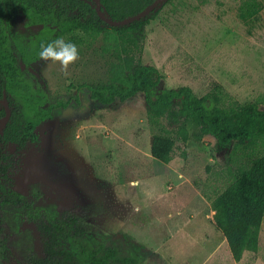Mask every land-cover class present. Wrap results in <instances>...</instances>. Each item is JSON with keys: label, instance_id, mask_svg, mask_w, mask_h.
Returning <instances> with one entry per match:
<instances>
[{"label": "rangeland", "instance_id": "374dc122", "mask_svg": "<svg viewBox=\"0 0 264 264\" xmlns=\"http://www.w3.org/2000/svg\"><path fill=\"white\" fill-rule=\"evenodd\" d=\"M166 1L141 30L123 33L45 34L24 13L16 15L11 33L45 83V106L68 102L40 129L39 151L7 146L13 188L25 196L40 191L41 204L60 219L76 217L88 235L140 264H264V219L258 251H246L239 262L211 221L213 200L260 153V141L218 152L213 139L195 137L189 121L192 138L178 141L165 164L150 153L142 93L111 105L90 99L89 86L110 82L126 64H144L157 68L160 89L189 86L203 98L218 84L225 104L264 110V0L250 23L239 18L242 0ZM60 36L79 51L67 76L38 56L42 42ZM43 221L22 218L18 233L9 232L11 255L2 264H27L30 243L43 253Z\"/></svg>", "mask_w": 264, "mask_h": 264}, {"label": "trees", "instance_id": "16d2710c", "mask_svg": "<svg viewBox=\"0 0 264 264\" xmlns=\"http://www.w3.org/2000/svg\"><path fill=\"white\" fill-rule=\"evenodd\" d=\"M154 0H100L102 13L121 21L135 15ZM204 0H201L203 2ZM167 1L147 16L131 23L112 27L96 12L97 0H0V100L6 96L11 108L9 120L0 124V262L11 255L13 242L9 232L18 233L22 218L44 217L39 229L44 237L43 253L30 243L27 264H140L136 258L120 257L118 248L105 247L88 235L76 217L60 215L41 204L40 191L22 195L13 188L9 169L11 155L6 149L14 144L17 151L41 148L40 129L52 122L56 112L67 105L47 103L45 83L30 72L26 55L13 39L11 27L19 13L31 23L41 25L45 34L56 31L85 30L99 34L108 30L138 31L156 18ZM239 18L250 23L262 10L259 0H242ZM26 68L22 69V64ZM161 76L156 67L124 65L110 82L89 86L90 99L102 105L123 103L142 93L147 104L146 119L151 130L150 153L161 163H169L176 143L186 144L192 135L187 123L198 128L201 142L214 140L218 152L260 141L262 149L243 167L235 180L212 202V224L225 238L235 262L246 251L257 252L264 219V110L251 103L245 106L225 104L227 94L220 85L203 98L191 87L160 89ZM77 100V99H76ZM6 115L0 102V119ZM9 233V235H8ZM24 236H28L24 233Z\"/></svg>", "mask_w": 264, "mask_h": 264}, {"label": "clouds", "instance_id": "9594fccd", "mask_svg": "<svg viewBox=\"0 0 264 264\" xmlns=\"http://www.w3.org/2000/svg\"><path fill=\"white\" fill-rule=\"evenodd\" d=\"M38 56L40 61L58 64L62 74L67 76L69 66L79 59V51L74 43L60 36L47 43L42 42Z\"/></svg>", "mask_w": 264, "mask_h": 264}, {"label": "water", "instance_id": "95a60500", "mask_svg": "<svg viewBox=\"0 0 264 264\" xmlns=\"http://www.w3.org/2000/svg\"><path fill=\"white\" fill-rule=\"evenodd\" d=\"M163 1H166V0H154L150 6H148L146 9H144L143 11L135 14V15H132L126 19H123L121 21H114L108 17H106L102 11H101V3H100V0H97V5H96V12H97V15L103 20L105 21L106 23H108L110 26L112 27H115V26H121V25H125V24H128V23H131L135 20H138V19H141L145 16H147L149 13H151L156 7L158 6H161ZM22 64V69H25L26 68V64L23 63L22 61L20 62ZM29 71L34 73L36 76H40L39 73L32 67H28ZM0 102L4 105L5 107V110H6V115L0 119V124H4L6 123L9 118H10V115H11V108L6 100V96H4V98L2 100H0Z\"/></svg>", "mask_w": 264, "mask_h": 264}, {"label": "flooded vegetation", "instance_id": "af4514ba", "mask_svg": "<svg viewBox=\"0 0 264 264\" xmlns=\"http://www.w3.org/2000/svg\"><path fill=\"white\" fill-rule=\"evenodd\" d=\"M40 77V76H39Z\"/></svg>", "mask_w": 264, "mask_h": 264}]
</instances>
